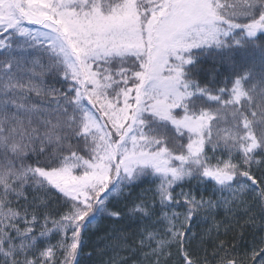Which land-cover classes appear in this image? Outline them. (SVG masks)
Instances as JSON below:
<instances>
[{
  "label": "snow or ice",
  "instance_id": "6c2138e0",
  "mask_svg": "<svg viewBox=\"0 0 264 264\" xmlns=\"http://www.w3.org/2000/svg\"><path fill=\"white\" fill-rule=\"evenodd\" d=\"M262 37L264 0H0V264H79L102 217L136 224L109 264H264V235L240 251L214 218L193 231L221 207L256 227L258 205L264 232ZM213 48L232 71L202 86ZM248 48L258 74L234 59ZM148 175L154 195L121 207ZM191 180L216 198L175 192Z\"/></svg>",
  "mask_w": 264,
  "mask_h": 264
},
{
  "label": "trees",
  "instance_id": "16d2710c",
  "mask_svg": "<svg viewBox=\"0 0 264 264\" xmlns=\"http://www.w3.org/2000/svg\"><path fill=\"white\" fill-rule=\"evenodd\" d=\"M261 39H264V37ZM234 52V59L236 60L237 64H242L244 67H249L252 63H255L256 67L254 68V72L257 74L259 73L260 54L258 49H235ZM219 55V50L213 48L209 49L205 54L199 57L198 63L200 65V70L196 73V78L200 80L202 86L208 84L209 87H212V85L209 84V81L213 79L212 70H216L215 79L217 81H223L230 75L232 71L230 66L217 62V57ZM3 58V54H0V59ZM45 79L50 84H54L56 87H61L59 81L62 79V77L51 74L46 76ZM252 83H256V80H253ZM217 86H223V84L219 83ZM159 183V179L154 176L148 175L142 177L130 189L127 190L131 193V196L121 199L119 201L120 206H131V202L133 200L152 197L154 195V190ZM181 188H183L185 191L192 189L197 193L198 197L199 195H203L206 199L209 197L215 199L217 195L216 193H213L212 186L210 184L199 185L195 180L183 182L180 186L175 187V192H179ZM249 202L251 203V201ZM109 207H111V204ZM45 211H51L53 214H60L63 211L60 199L53 195L52 200L49 202V207ZM251 211L256 217V227L246 224V221L249 220V216L246 215L242 210L233 213L221 207L216 209V211L211 216H208L207 213L203 214L204 216H208L207 219L201 218L199 221H194L193 231L197 233H203L212 227L214 218L215 221L220 225V234L217 235V233L213 231L212 237L217 242L224 240L238 244L240 246V251H244L247 245L253 240L254 236L258 238L260 235H264V232H262L259 228V224L261 222L259 206L255 205ZM236 221H239V224H237ZM241 225H243V227H241ZM135 227L136 224L127 218L124 220H115L102 217L99 221H97L95 226L90 227L83 234L84 243L79 250V264H109L110 259L116 255V249L114 248V245L119 243L115 237L119 235L120 232L131 233ZM225 228L229 229L226 235L224 234ZM205 247L208 253L213 251L211 243H207ZM128 255L129 254L126 252L119 253V256L121 257ZM197 255L198 257L203 258L205 256V252L200 251L197 253ZM208 260L210 261V264H215L211 255H208ZM125 264H132V262L131 260H128L125 262ZM168 264H172V261H168Z\"/></svg>",
  "mask_w": 264,
  "mask_h": 264
},
{
  "label": "rangeland",
  "instance_id": "374dc122",
  "mask_svg": "<svg viewBox=\"0 0 264 264\" xmlns=\"http://www.w3.org/2000/svg\"><path fill=\"white\" fill-rule=\"evenodd\" d=\"M212 155V153L210 152V155L209 156H211ZM216 155L217 156H219V155H222V153H216ZM215 161H213V163H214ZM51 211H49L48 213L52 216V217H54V218H58L59 217V213L58 214H53L52 212L50 213ZM49 227H51V225H49ZM56 239H58V237L57 236H53L52 237V242L53 243H55V241H56Z\"/></svg>",
  "mask_w": 264,
  "mask_h": 264
}]
</instances>
